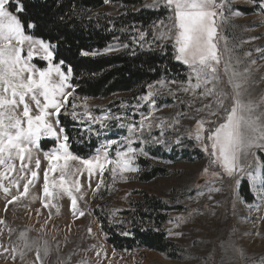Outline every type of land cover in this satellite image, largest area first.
<instances>
[{
	"label": "rangeland",
	"instance_id": "obj_1",
	"mask_svg": "<svg viewBox=\"0 0 264 264\" xmlns=\"http://www.w3.org/2000/svg\"><path fill=\"white\" fill-rule=\"evenodd\" d=\"M154 1L144 0L141 6L134 7L133 10L138 11L145 6L153 9ZM120 7L122 8L109 0L98 13L118 17L121 14ZM168 23L167 19L165 24ZM217 23L220 25L217 39L218 54L222 55L221 69L229 57L237 71L244 73L242 69L248 68L249 72L244 74L246 98L259 102L264 98V12L258 4L250 0H231L224 8V18L218 19ZM163 31V27L153 28L150 43L155 44L153 46L157 49L161 46L171 48L173 59L183 66V80L180 82H186L189 70L174 58L173 41L158 38ZM113 48L118 50L108 51V54H115L124 47ZM32 62L40 68L47 66V62L39 57ZM221 76L224 83L220 87L230 92L231 87L223 71ZM170 87L176 93L175 96L167 89H162L157 98L162 97L166 100L165 104H156L154 100L153 107L142 102L146 110L128 104L107 107L109 103L120 99L130 101L131 96L127 94H117L108 99L83 98L73 94L71 99L80 106L76 109L78 113L87 104L88 110L94 116L99 112L100 115L111 112L126 117L124 123H136L141 117L151 113L150 119L154 124L151 137H160L161 130L155 125L161 120L167 122L164 135L160 137L163 143H154L149 138L143 144L139 141L134 144L135 147H143L147 154L139 155L134 161L140 170L127 172L124 174L125 179L117 177L115 181L109 172L104 178L106 200L101 201L99 197L97 199L100 203H108L106 210L112 221H119L120 212L130 207L129 201L136 198L134 193L138 191L158 198L176 209L170 212L162 227L166 240L176 247L177 258L169 259L163 254L146 249L116 251L106 241L105 234L93 214L97 205L93 198L100 180L98 173L89 178L87 171H83L79 177L81 190L78 193L73 190V195L79 202V208L76 207L75 210L71 206V197L66 193L57 195L60 192L57 188L50 186L49 190L53 195L45 197L43 170L48 161L44 158V153L51 151L57 141L51 137H42L39 143L49 141L53 145L48 144L49 148L46 150H42L40 145L39 149H34V156H39L41 160V168L38 170V179L29 186V193L19 201L9 204L7 202L11 195L5 194L3 188H0V220L4 221L0 224V264H264V203L253 194L247 175L255 174V171L264 172V149L254 148L252 153L255 155L242 157L240 163L244 171L239 173L238 184L235 178L226 174L215 177L210 173L205 174L204 169L210 164L209 156L195 139L194 133L198 120L217 121L218 117L209 116V109L201 112L196 109L203 108L205 104H211L215 108L213 97H201L199 94L203 89H197L194 96L191 91H177L179 85L173 84ZM254 87L258 89L256 92L252 91ZM69 108L68 114L72 117V109ZM133 112L136 117L132 115ZM75 121L79 123V129L86 137L98 139V147L112 140L123 143L122 137L128 134L126 129L118 126L116 120L107 121V128H100L99 124H85V120ZM207 127L209 125L206 124L205 128ZM188 142L193 148L185 156ZM95 151L87 158H91ZM15 163L19 168L20 162ZM30 167L34 169L35 165ZM153 168L161 169L165 174L146 183L138 180V177ZM211 171L221 169L213 165ZM28 175L31 178L30 173ZM16 176V172L9 174L11 179ZM58 177V172L50 173V185L52 179L58 180ZM209 182L220 191L209 193ZM2 183L10 188L11 194L16 193L17 189L8 180ZM23 183L25 181L21 180V191ZM242 184L248 185V198H244L241 193ZM201 191L205 194L198 196L197 193ZM209 195L211 199L208 198ZM83 211L85 218L79 215ZM180 218H186V222L181 223ZM22 233L26 234V238H21ZM25 243L28 247H25ZM37 248L40 249L39 260ZM45 248L48 249L47 255L44 253Z\"/></svg>",
	"mask_w": 264,
	"mask_h": 264
},
{
	"label": "snow or ice",
	"instance_id": "obj_2",
	"mask_svg": "<svg viewBox=\"0 0 264 264\" xmlns=\"http://www.w3.org/2000/svg\"><path fill=\"white\" fill-rule=\"evenodd\" d=\"M12 2L16 4L15 13L24 11L21 0ZM105 2L108 3L109 0ZM230 2L231 0H163L169 13V23L160 21L154 28H164L159 39L173 41L174 58L187 66L188 79L186 82L159 80L156 85H148V91L136 99L154 107L153 97L162 89H167L175 96L176 93L170 87L173 84L179 85L177 91H191L195 96L197 89H203L199 94L201 97H213L215 108L211 104H205L203 108L196 109L197 112L209 109V116L218 117L217 121L198 120L194 133L195 139L209 156L210 164L204 169V173H210L214 177L226 174L235 178L238 184L239 173L244 171L240 163L242 157L255 155L252 153L254 148L264 149L262 107L264 98L259 102L246 98L244 73L236 70L231 63V57L224 61L222 69L220 67L222 55L218 54L217 37L220 25L217 21L224 18V8ZM258 6L264 12V0H259ZM10 8V0H0V168L3 169L0 171V188H3L5 194L11 195L7 202L9 204L26 196L29 193V186L38 179V170L41 168V160L39 156H34V149H39L42 137H51L57 144L51 151L44 153L48 164L43 170V194L50 197L53 195L49 190L50 186L57 188L60 190L57 195L66 193L71 197V206L75 210L77 198L73 195V190L80 192L79 177L83 171H87L89 178L96 173L99 174L101 179L96 185V190H99L103 183L106 171L111 173L113 181L117 177L125 179L124 174L127 172H138L140 169L135 166L134 161L139 155L147 154L143 147H135L134 144L137 141L143 144L149 138L154 143H163L160 137L164 135L167 122L161 120L155 125L161 130L160 137H151L154 127L150 119L151 113L141 117L136 123H124L126 117L111 112L94 116L88 110L87 104H84L83 111L78 113L76 109L80 106L69 101V97L75 91V86L71 82L72 68L69 66L65 72L61 67L63 61L54 63L53 49L56 45L27 34V30L35 28L36 25L32 22L25 24ZM145 36L146 33L140 31L139 38L135 36L132 38L133 42L140 43L144 41ZM140 46L143 47V44ZM123 47L127 48L128 45L125 44ZM115 50L118 49L113 47L105 49ZM225 50L227 51L226 47ZM82 54L89 55L88 52ZM36 57L46 61L47 66L40 68L33 63ZM221 71L224 77H227L230 92L220 87L224 83ZM68 107L72 109L73 119L81 121L87 119L90 124H99L100 128H107V121L116 120L118 126L126 129L128 134L122 137L123 143L116 140L102 143L91 158L78 157L69 151V137L59 126L62 109L67 113ZM133 107L139 108L141 104L137 103ZM206 124L209 127L205 128ZM113 152L114 155H111ZM16 161L20 162L19 168ZM32 164L35 165L34 169L30 167ZM213 165L221 171L210 172ZM13 172H16L17 176L11 179L9 174ZM57 172L58 180L52 179L50 185V173ZM247 175L253 194L264 203V172L255 171V174ZM4 180H8L9 184L17 189L15 194H11L10 188L2 183ZM21 180L25 181L22 191ZM213 191L220 189L211 186L209 182L208 192ZM204 194L203 191L197 193L198 196ZM208 198L211 199V196ZM45 206H48L47 203ZM79 215L83 216L84 213L80 212ZM180 222H186V218H180ZM2 223L4 221L0 220V224ZM89 231L91 232V229ZM123 235L128 233L125 232ZM21 238H26V234L22 233ZM25 247H28L27 243ZM44 253L48 254L47 248L44 249ZM39 259L40 249L37 248V260Z\"/></svg>",
	"mask_w": 264,
	"mask_h": 264
},
{
	"label": "trees",
	"instance_id": "obj_3",
	"mask_svg": "<svg viewBox=\"0 0 264 264\" xmlns=\"http://www.w3.org/2000/svg\"><path fill=\"white\" fill-rule=\"evenodd\" d=\"M110 1L122 6L118 17L98 13L105 6V0H21L24 11L18 14L15 13L16 4L10 0V10L25 24L32 22L36 25L35 28L27 30V34L56 45L53 49V62L63 61L61 67L65 72L69 66L72 68L74 95L108 99L117 94H127L131 96L130 101L120 99L109 103L107 107L122 104L133 106L140 103L139 109L146 110L136 98L148 91V85H156L162 79L183 80V66L173 59L171 48L161 46L157 49L153 46L155 44L150 43L154 25L160 21L165 22L169 13L163 0H155L153 9L145 6L138 11L133 8L141 6L144 0ZM253 3L259 4V0ZM140 31L146 33L144 41L134 43L132 38H139ZM125 44L128 47L115 54L105 51ZM83 52H88L89 55H83ZM157 97L154 96L156 104L164 105L166 100ZM69 101L73 102V99L69 98ZM69 109L68 107L67 113L62 109L59 126L69 137V150L78 157L87 158L97 149L98 139L81 133V126L68 114ZM132 115L136 117L135 112ZM84 120L85 124L89 123L87 119ZM48 144L51 143L42 142V150L49 148ZM189 144H186L185 156L193 148ZM262 162L264 170V158ZM164 172L153 168L143 173L138 180L146 183L163 176ZM107 174L109 171L104 173L103 183L93 198V202L98 205L95 206L93 214L105 234L106 241L116 251L146 249L163 254L169 259H176V247L166 240L162 227L170 212L176 209L158 198L138 191L134 193L136 198L130 199V207L120 212L119 221H112L106 210L108 203H100L97 199L99 197L101 201L106 200L104 178ZM240 190L243 197L248 198V185L242 184ZM76 207L79 208L78 201ZM80 207L82 208L81 204ZM85 217L84 213L83 218ZM125 232L128 235H123Z\"/></svg>",
	"mask_w": 264,
	"mask_h": 264
},
{
	"label": "bare ground",
	"instance_id": "obj_4",
	"mask_svg": "<svg viewBox=\"0 0 264 264\" xmlns=\"http://www.w3.org/2000/svg\"><path fill=\"white\" fill-rule=\"evenodd\" d=\"M247 69V71L245 72V69H242V71L244 72V74L246 75V73H248L249 72V69L248 68H246ZM256 90H258V89H256V87H254L253 89H252V91L253 92H256ZM252 92V93H253ZM253 95V94H252Z\"/></svg>",
	"mask_w": 264,
	"mask_h": 264
}]
</instances>
